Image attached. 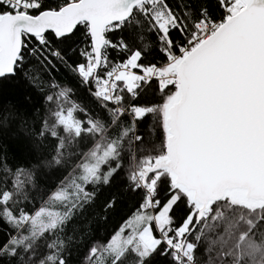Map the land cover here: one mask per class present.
Returning <instances> with one entry per match:
<instances>
[{"label": "snow or ice", "instance_id": "6c2138e0", "mask_svg": "<svg viewBox=\"0 0 264 264\" xmlns=\"http://www.w3.org/2000/svg\"><path fill=\"white\" fill-rule=\"evenodd\" d=\"M0 264H264V0H0Z\"/></svg>", "mask_w": 264, "mask_h": 264}]
</instances>
